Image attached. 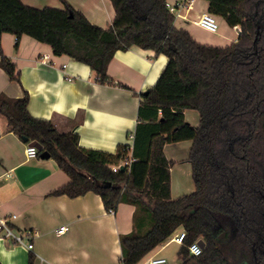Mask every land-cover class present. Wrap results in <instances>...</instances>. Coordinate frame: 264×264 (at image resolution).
Masks as SVG:
<instances>
[{"label": "trees", "instance_id": "obj_1", "mask_svg": "<svg viewBox=\"0 0 264 264\" xmlns=\"http://www.w3.org/2000/svg\"><path fill=\"white\" fill-rule=\"evenodd\" d=\"M62 1L63 7L39 8L0 0V37L9 32L17 42L30 35L88 65L101 83H113L107 65L118 49L135 44L167 59L155 83L140 92L131 148L125 143L114 153L83 148L76 132L32 116L27 91L0 93V113L12 131L38 141V152L48 151L69 176L52 194L92 191L106 210L133 204V229L119 236L123 264L138 263L180 226L179 264H264V0H207L209 12L240 27L224 46L176 27L167 0H110L115 15L106 27ZM0 67L18 80L1 42ZM186 109L198 111L196 125L184 120ZM182 139L191 140L194 189L172 197L164 145ZM129 152L130 167L114 171ZM200 239L202 251L191 254L188 246Z\"/></svg>", "mask_w": 264, "mask_h": 264}, {"label": "crops", "instance_id": "obj_2", "mask_svg": "<svg viewBox=\"0 0 264 264\" xmlns=\"http://www.w3.org/2000/svg\"><path fill=\"white\" fill-rule=\"evenodd\" d=\"M21 1L39 8L64 6L62 0ZM65 1L102 27L109 25L115 15L110 0ZM207 8V0H192L191 7L174 18V25L185 28L205 44L224 46L236 40L239 25L230 26L218 15L216 32L209 33L197 24ZM0 42L18 74V80L10 79L0 67V93L20 97L27 91L32 116L50 119L60 132H76L83 148L111 153L131 142L129 134L136 127L142 101L140 92L155 83L167 59L162 53L135 44L118 49L107 65L113 83H101L88 65L66 54H54L47 43L30 35L22 34L16 42L14 34L3 32ZM42 54L50 61H41ZM62 63H66L65 68ZM67 75L72 79H66ZM183 118L191 125L198 123V117L190 109L183 112ZM30 142L12 131L0 113V215L10 218L15 214L9 220L10 225L21 233L31 231L25 240L33 244L29 249L9 238H0V264H28L30 255L34 264H123L119 236L133 229L134 205L119 202L112 213L92 191L74 197L52 194L68 182L69 176L50 156L42 158L38 152L36 157H26L24 149ZM190 145V139L164 145L167 159L172 160V197L194 189L187 161ZM60 225L66 229L57 233ZM181 230L180 226L173 234ZM170 237L139 262L165 256ZM176 254L180 256L178 249Z\"/></svg>", "mask_w": 264, "mask_h": 264}, {"label": "built area", "instance_id": "obj_3", "mask_svg": "<svg viewBox=\"0 0 264 264\" xmlns=\"http://www.w3.org/2000/svg\"><path fill=\"white\" fill-rule=\"evenodd\" d=\"M192 0H177L176 2H170L166 1V5L169 8L170 11L173 12L175 17L181 16V11L183 9H188L191 7ZM197 24L205 29L208 32H216L218 30V19L217 15L214 13L209 12L208 10L203 11L199 18L197 19ZM40 60L43 62H49L50 60L48 59V56L46 54H42L40 57ZM62 68L66 67V63L61 64ZM66 79L71 80L72 76H66ZM160 112V110H159ZM129 138L132 142L133 139V134H129ZM129 143L130 148L131 144ZM25 151V156L30 158V157H36L38 154V149L33 143H28L24 149ZM132 162V157L130 155V152L128 153V156H126L124 159L120 161L118 164L112 165V169L115 171L118 168H120L121 165L124 167L129 168L130 164ZM114 208H109V212H114ZM15 214H11L10 218H14ZM10 218L6 216L0 215V238H9L11 239L14 243H18L21 245H25L27 248L31 249L33 247L32 242H27L25 240V237H30L31 236V231H26L25 233H21L16 231L9 223ZM66 229L65 225H60L56 228L57 233H62ZM185 236V231L182 228L181 231L173 234L170 237L171 241H175L178 244H181L183 241V238ZM189 252L191 254L197 255L202 251V246H200L198 240L193 241L189 246H188ZM139 264H168L167 258L165 256H155L151 257L145 261L139 262Z\"/></svg>", "mask_w": 264, "mask_h": 264}, {"label": "rangeland", "instance_id": "obj_4", "mask_svg": "<svg viewBox=\"0 0 264 264\" xmlns=\"http://www.w3.org/2000/svg\"><path fill=\"white\" fill-rule=\"evenodd\" d=\"M211 33V32H209ZM211 36V35H210ZM193 114L198 117V111L195 109H190ZM178 249V244L175 241H171L169 246L165 251V256L167 258L168 264H179L181 261V257L177 256L176 251Z\"/></svg>", "mask_w": 264, "mask_h": 264}, {"label": "water", "instance_id": "obj_5", "mask_svg": "<svg viewBox=\"0 0 264 264\" xmlns=\"http://www.w3.org/2000/svg\"><path fill=\"white\" fill-rule=\"evenodd\" d=\"M240 32V28H238V33ZM25 141H27V139L26 138H23ZM30 143H33L35 146H36V148L38 149V150H41V144L38 142V141H31ZM39 155H40V157H42V158H44V157H48L49 156V153H48V151H46V150H42V151H40L39 152ZM120 169H124V166L123 165H121L120 166ZM198 242H199V244H200V246H204V241L203 240H198Z\"/></svg>", "mask_w": 264, "mask_h": 264}]
</instances>
